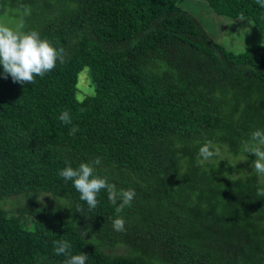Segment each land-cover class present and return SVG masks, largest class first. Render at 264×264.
Masks as SVG:
<instances>
[{
  "label": "trees",
  "instance_id": "trees-1",
  "mask_svg": "<svg viewBox=\"0 0 264 264\" xmlns=\"http://www.w3.org/2000/svg\"><path fill=\"white\" fill-rule=\"evenodd\" d=\"M179 1L0 0L65 49L33 84L0 65V264H64L59 239L86 264H264V177L198 157L211 141L256 159L244 142L264 129V45L227 49ZM203 1L264 29L256 0ZM85 67L94 93L78 99ZM97 157V174L136 192L123 232L106 191L90 210L58 175Z\"/></svg>",
  "mask_w": 264,
  "mask_h": 264
},
{
  "label": "clouds",
  "instance_id": "clouds-1",
  "mask_svg": "<svg viewBox=\"0 0 264 264\" xmlns=\"http://www.w3.org/2000/svg\"><path fill=\"white\" fill-rule=\"evenodd\" d=\"M256 2L264 8V0ZM23 29L22 19L15 22L0 19V65L3 66V76L5 79L11 76L13 82L21 85L35 83L37 76L43 78L46 73L56 68L58 62L63 63L65 60L63 47H57L52 40L42 38L38 30L25 32ZM59 119L66 125L72 123L69 110L63 111ZM78 130V126H73L69 134L75 135ZM244 150L255 155L252 168L260 177H264V129H257L250 134V138L244 142ZM219 154L220 149L211 141H206L199 149V163L203 164ZM100 164L99 157L82 162L75 168L69 164L60 170L58 175L65 181L73 183L76 191L80 193V200L85 201L90 210L98 206L97 197L101 191H106L117 213V218L113 220V228L123 232L126 222L119 214L126 207H131L136 192L131 188L118 189L114 183L109 182L107 176L97 174L96 169ZM258 195L264 196V189L258 190ZM82 232L87 236V231ZM53 244L56 255L66 257L64 264H86L89 258L84 252L72 254V245L65 239L56 240Z\"/></svg>",
  "mask_w": 264,
  "mask_h": 264
},
{
  "label": "rangeland",
  "instance_id": "rangeland-1",
  "mask_svg": "<svg viewBox=\"0 0 264 264\" xmlns=\"http://www.w3.org/2000/svg\"><path fill=\"white\" fill-rule=\"evenodd\" d=\"M179 4L201 22L211 37L231 51L243 52L252 45H264V29L258 28L247 17L229 18L219 15L203 0H180ZM0 19H6L8 22L19 20L17 16L10 15L8 12L2 13ZM87 71L88 68L85 67L78 74L76 89L78 99L94 93L93 85L87 79ZM213 144L220 149V154L212 157L209 161L214 163L225 162L230 166L233 175H242L253 170L252 162H254V159L252 161V158L248 156L234 155L227 151L226 146ZM42 197L46 198L45 195ZM10 205L9 201L5 207Z\"/></svg>",
  "mask_w": 264,
  "mask_h": 264
}]
</instances>
